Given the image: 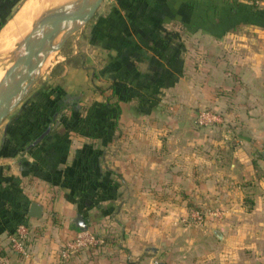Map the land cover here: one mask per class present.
Instances as JSON below:
<instances>
[{
  "label": "crops",
  "instance_id": "1",
  "mask_svg": "<svg viewBox=\"0 0 264 264\" xmlns=\"http://www.w3.org/2000/svg\"><path fill=\"white\" fill-rule=\"evenodd\" d=\"M20 1L0 0V22ZM87 40L93 55L45 87L65 108L43 141L25 148L27 119L10 135L2 123L0 264H264V1L111 0ZM38 85L16 113L42 101ZM106 100L116 119L97 112ZM202 109L232 135L197 128ZM188 203L202 223L185 221ZM23 211L26 259L10 243ZM78 214L113 242L63 261Z\"/></svg>",
  "mask_w": 264,
  "mask_h": 264
},
{
  "label": "water",
  "instance_id": "2",
  "mask_svg": "<svg viewBox=\"0 0 264 264\" xmlns=\"http://www.w3.org/2000/svg\"><path fill=\"white\" fill-rule=\"evenodd\" d=\"M102 1L71 0L44 11L25 37L7 54V64L0 79V125L37 83L46 59L58 51L71 35L86 26ZM262 155L264 157V150ZM41 217V205L32 202L27 210V218ZM72 223L77 232L88 229L79 214L72 219Z\"/></svg>",
  "mask_w": 264,
  "mask_h": 264
},
{
  "label": "trees",
  "instance_id": "3",
  "mask_svg": "<svg viewBox=\"0 0 264 264\" xmlns=\"http://www.w3.org/2000/svg\"><path fill=\"white\" fill-rule=\"evenodd\" d=\"M6 21L0 22V29L4 26ZM110 89L112 91V97L116 96L118 99H121L120 90L121 87H117L116 85L110 86ZM97 90V87H96ZM100 90V89H98ZM102 91V90H100ZM54 96L51 98V96ZM40 100L41 102L37 103L36 105L31 106L28 109H23L18 113H15L12 117H10V123L8 124V135L13 134L12 131L18 132L19 129H21L19 126H16L17 123L22 122L23 120L27 119V122L23 126L25 128V138H27V144H25V148H32L36 145H38L41 141L45 139V137L49 134L51 130V124L55 121L54 118H56L58 115L61 114L62 110L65 108L64 102L62 101V93L60 91H54L51 90L50 87L41 89L40 91ZM39 99V98H38ZM37 99V100H38ZM110 99V98H109ZM108 99V100H109ZM108 100H106V103L102 105H96L98 108V113H105L106 115L112 116L113 119H116L120 114V109L118 106V102L110 103ZM78 113V112H76ZM75 113V116H76ZM30 117H34L33 122H28ZM15 118V119H14ZM68 123V122H67ZM72 126L76 130H84L85 132H93L96 130L95 123L89 122L87 123V120H78L74 119L73 122H71ZM77 125V128H76ZM49 129L48 133H46L42 138L40 136L46 132V130ZM187 208L193 209L191 204H187ZM196 209V208H194ZM19 225H24L28 228L27 225V218H26V211H23L21 213V217L18 222L15 223L11 237L15 234L16 228ZM29 229V228H28ZM30 231V230H29ZM104 238V245L109 244L113 242V238L111 237V234H106L103 236Z\"/></svg>",
  "mask_w": 264,
  "mask_h": 264
},
{
  "label": "rangeland",
  "instance_id": "4",
  "mask_svg": "<svg viewBox=\"0 0 264 264\" xmlns=\"http://www.w3.org/2000/svg\"><path fill=\"white\" fill-rule=\"evenodd\" d=\"M68 1H71V0H21L20 3L18 4L17 8L12 13L10 19L18 11H20L25 6V4H27L28 2L31 3V10L28 13L29 16L30 15L38 16V15H41L44 11H46L48 9L63 5ZM110 2H111V0H103L101 2L100 6L98 7V9L96 10L95 15L86 24V26H84V28H82L81 30H79V31L75 32L73 35H71L58 51L51 54V57L49 59L47 66L45 68H43L41 71L40 78L37 81V83H39V85L36 83V85H38L37 86L38 88L36 90H38L40 88L45 89L46 85L48 86V83L52 80V76L59 77V75L62 74V71H64L63 65L77 66V65H79L78 58L81 57L80 55H93V54H91L93 52H91L90 49L87 47V43H88L87 37H88L89 31H90L93 23L95 22V19L98 17L99 14H102L106 11ZM46 6H48V7H46ZM43 8H45V10ZM32 23H33L32 19H30V21H29L30 27L19 38L24 37L30 31ZM17 40H19V39H17ZM2 57L4 58V52L1 55L0 71H1V67L4 69L6 64H7V61L5 60V58H4V60H2ZM1 73H2V71H1ZM16 109H18V108H16ZM16 109H14L11 112V114L4 120L3 123H5L7 119L12 117L16 113ZM220 116L222 118V123L208 127V128L212 129V128L221 127L223 129V131L226 132L227 135H229V136L232 135L230 127H228V125L223 121V117L221 114H220ZM2 127H3V124L0 125V134H1V128ZM196 127L197 128H203V127H198V126H196ZM190 210H194V208L190 209ZM196 210H198V209H196ZM28 241H30V236H29Z\"/></svg>",
  "mask_w": 264,
  "mask_h": 264
},
{
  "label": "built area",
  "instance_id": "5",
  "mask_svg": "<svg viewBox=\"0 0 264 264\" xmlns=\"http://www.w3.org/2000/svg\"><path fill=\"white\" fill-rule=\"evenodd\" d=\"M264 0H240L244 4L253 7H259ZM222 123V118L219 113L212 109H202L197 112L194 120V124L198 127L208 128ZM221 214V213H220ZM191 221L193 223H202L204 215L199 210H190L185 221ZM30 231L24 225H19L16 228L15 234L11 237L10 243L12 249L23 258H28L29 250L27 248V242L29 239ZM104 246L103 236L97 235L91 230L83 232H77L72 239L66 241L60 251L59 258L63 261H67L89 248H100Z\"/></svg>",
  "mask_w": 264,
  "mask_h": 264
},
{
  "label": "bare ground",
  "instance_id": "6",
  "mask_svg": "<svg viewBox=\"0 0 264 264\" xmlns=\"http://www.w3.org/2000/svg\"><path fill=\"white\" fill-rule=\"evenodd\" d=\"M45 8L43 9L45 10ZM30 10H31V3L28 2L9 21H7V23L3 26V28H1L0 30V59H1V55L3 52H4V58L7 57V54L15 48L16 44L25 37L24 36L22 38H19L30 27L29 25L30 19H32V22H33L32 25H33L37 21V19L40 17V15L38 16L30 15L29 16L28 13L30 12ZM50 57L51 56H49L46 59L41 70L47 66ZM4 69L1 67L2 73L0 71V79L3 76L2 74H4Z\"/></svg>",
  "mask_w": 264,
  "mask_h": 264
}]
</instances>
